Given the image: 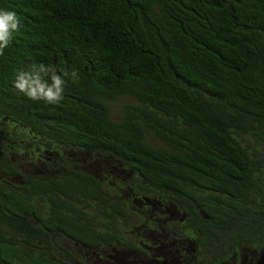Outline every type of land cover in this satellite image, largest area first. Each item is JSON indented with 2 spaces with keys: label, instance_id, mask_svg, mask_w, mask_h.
I'll list each match as a JSON object with an SVG mask.
<instances>
[{
  "label": "trees",
  "instance_id": "16d2710c",
  "mask_svg": "<svg viewBox=\"0 0 264 264\" xmlns=\"http://www.w3.org/2000/svg\"><path fill=\"white\" fill-rule=\"evenodd\" d=\"M0 10V264H264V0Z\"/></svg>",
  "mask_w": 264,
  "mask_h": 264
},
{
  "label": "clouds",
  "instance_id": "9594fccd",
  "mask_svg": "<svg viewBox=\"0 0 264 264\" xmlns=\"http://www.w3.org/2000/svg\"><path fill=\"white\" fill-rule=\"evenodd\" d=\"M18 28V18L14 11L0 10V56L4 54V48L8 46L12 33ZM43 65L35 75L19 72L14 86L20 92L33 100L43 99L48 103H59L63 99L64 80L52 70L51 85L41 82L40 72H46Z\"/></svg>",
  "mask_w": 264,
  "mask_h": 264
}]
</instances>
